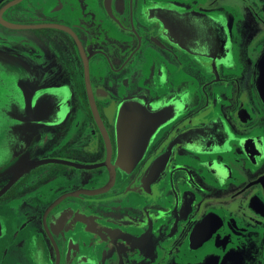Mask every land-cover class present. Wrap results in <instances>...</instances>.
I'll return each instance as SVG.
<instances>
[{
    "label": "flooded vegetation",
    "instance_id": "1",
    "mask_svg": "<svg viewBox=\"0 0 264 264\" xmlns=\"http://www.w3.org/2000/svg\"><path fill=\"white\" fill-rule=\"evenodd\" d=\"M0 54L67 91L27 160L71 162L0 195V264H264V0H0ZM128 105L164 122L124 170Z\"/></svg>",
    "mask_w": 264,
    "mask_h": 264
},
{
    "label": "water",
    "instance_id": "2",
    "mask_svg": "<svg viewBox=\"0 0 264 264\" xmlns=\"http://www.w3.org/2000/svg\"><path fill=\"white\" fill-rule=\"evenodd\" d=\"M1 21L8 26V22L2 18ZM66 97L67 91L58 88L30 92L21 80L20 70L0 54V173H14L13 178L0 190V195L24 172L37 165L71 163L56 159L27 160L28 152L38 138V128L46 124L54 125L62 119L64 111L60 105ZM163 122L161 112L149 111L138 105L125 107L117 124L118 167L132 169L150 137ZM99 125L103 129L102 124ZM110 185L111 181L96 192L107 190Z\"/></svg>",
    "mask_w": 264,
    "mask_h": 264
}]
</instances>
